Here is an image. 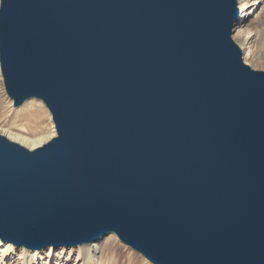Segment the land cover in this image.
Listing matches in <instances>:
<instances>
[{
	"label": "water",
	"instance_id": "obj_1",
	"mask_svg": "<svg viewBox=\"0 0 264 264\" xmlns=\"http://www.w3.org/2000/svg\"><path fill=\"white\" fill-rule=\"evenodd\" d=\"M237 0H1L15 106L56 138L0 136V239L114 233L153 264H264V72L232 40Z\"/></svg>",
	"mask_w": 264,
	"mask_h": 264
},
{
	"label": "bare ground",
	"instance_id": "obj_2",
	"mask_svg": "<svg viewBox=\"0 0 264 264\" xmlns=\"http://www.w3.org/2000/svg\"><path fill=\"white\" fill-rule=\"evenodd\" d=\"M237 4L239 5L240 15L232 31V40L241 51L244 64L252 70L257 71L256 69H258L263 71L261 69H264V50L259 53L257 51L258 47L255 48V45L261 39L260 30L252 28L251 23H248L249 16L254 15L257 9H260L261 2L259 3L257 1V3H252V0H237ZM3 85L6 95L3 92ZM44 117H48L52 124H54L52 115L42 100L31 98L20 106L14 105V101L8 95L5 87L0 62V136L30 151L42 147L50 140L58 137L56 136L57 131L55 125L50 130L47 129L48 126H44L42 122ZM122 244L124 245L116 234L110 233L98 241L91 244H82L78 248L81 247L82 249V260L84 264H153L138 252L142 258L138 254L124 258L118 252V245ZM57 248L49 246L45 249L49 252V256H54ZM18 249L21 250L23 264H40V261L44 259V254H46V251L44 252L43 249L32 250L26 247L17 248L14 244L3 242L0 239V264H5L6 259L13 257L12 255Z\"/></svg>",
	"mask_w": 264,
	"mask_h": 264
},
{
	"label": "rangeland",
	"instance_id": "obj_3",
	"mask_svg": "<svg viewBox=\"0 0 264 264\" xmlns=\"http://www.w3.org/2000/svg\"><path fill=\"white\" fill-rule=\"evenodd\" d=\"M257 1H259V3L261 2L260 9L258 10L257 8L254 7L255 9H257V12L254 15L249 16L248 23L249 24L251 23L250 25L252 28H254L256 30H260L261 39L255 45V48H257V47L259 48V49L257 48V51L260 53L262 50H264V48H263V46H264V0H252V3H257ZM237 6L239 7L238 4H237ZM250 9H252V8H250ZM239 15H240V11H239ZM255 15H257V16H255ZM262 43H263V45H261ZM256 70L260 71L258 69H256ZM261 70L264 71V69H261ZM3 92L5 94L4 85H3ZM5 100H6V98H5ZM6 102H7V100H6ZM48 115H49V113H48ZM42 122L44 123V126H48L47 127L48 130H50V128L54 126V124H52L51 120L48 117H44ZM48 122H50V123H48ZM49 124H51V125H49ZM56 136H57V134H56ZM79 246H76V247H58L54 256H52V255L49 256V252L46 251L47 248L43 249L44 252L46 251V254H44V259L40 261V264H84V261L82 260V249H81V247L78 248ZM118 247H119V249H118L119 254H121L124 258L131 257L132 255L138 254L137 252L132 250V248H130L129 246L128 247H127V245L125 246V244L124 245L123 244L118 245ZM12 256L13 257L6 259L5 264H23V259H22L23 257L21 256V250L20 249L16 250V253H14V255H12ZM138 256L142 258V256L140 254H138Z\"/></svg>",
	"mask_w": 264,
	"mask_h": 264
}]
</instances>
